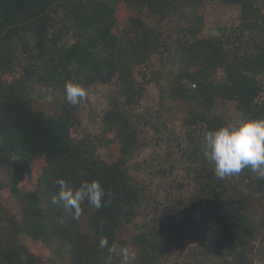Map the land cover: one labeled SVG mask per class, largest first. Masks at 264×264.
Here are the masks:
<instances>
[{
    "label": "trees",
    "instance_id": "16d2710c",
    "mask_svg": "<svg viewBox=\"0 0 264 264\" xmlns=\"http://www.w3.org/2000/svg\"><path fill=\"white\" fill-rule=\"evenodd\" d=\"M120 4L128 23L117 19ZM208 4L235 7L238 18L202 37ZM146 79L165 88L160 109L138 114ZM67 82L88 94L110 88L100 128L114 139L79 133L99 115L83 114L88 98L68 104ZM34 96L57 100V113ZM170 98L187 108L171 129ZM231 103L239 119H264V0H0V264H36L29 243L53 264H105L112 246L111 264L129 248L131 264H166L189 237L196 246L181 264H264V179L244 169L220 180L203 155L205 134L231 121ZM115 141L118 157L104 159L99 148ZM146 149L151 162L132 164ZM59 179L99 181L105 205L85 201L73 219L50 203ZM168 206L182 216L152 218Z\"/></svg>",
    "mask_w": 264,
    "mask_h": 264
},
{
    "label": "clouds",
    "instance_id": "9594fccd",
    "mask_svg": "<svg viewBox=\"0 0 264 264\" xmlns=\"http://www.w3.org/2000/svg\"><path fill=\"white\" fill-rule=\"evenodd\" d=\"M65 96L68 104L73 107L80 105L88 98L87 89L76 82L65 84ZM203 155L214 164V175L223 180L237 175L244 169H250L258 178L264 179V119H234L219 128L208 131L204 136ZM58 195L51 197L50 203H62L64 209L73 219H79L83 213L82 204L96 209L105 205L106 191L99 181H84L78 188H72L67 181L59 179ZM100 248L108 246L106 238L101 239ZM115 246L109 248L110 255L105 264H111ZM121 264H129L135 259V253L123 249Z\"/></svg>",
    "mask_w": 264,
    "mask_h": 264
},
{
    "label": "rangeland",
    "instance_id": "374dc122",
    "mask_svg": "<svg viewBox=\"0 0 264 264\" xmlns=\"http://www.w3.org/2000/svg\"><path fill=\"white\" fill-rule=\"evenodd\" d=\"M201 15H204L205 17V25H204V31L203 34L200 35L202 37H208V36H214L218 33L217 29L219 27H227L228 25H231L233 22H235L238 18V10L235 7L232 6H224V5H214L211 6L208 4L206 8L200 12ZM132 15V12L129 10V8L124 5L120 4V7L117 11V19L120 24H125L128 23L130 17ZM149 23H152L149 20H146ZM185 22L186 24H189L192 22V20H184L183 23ZM155 63L157 64V60H155ZM149 77V74L147 76ZM145 86H146V95L145 98L142 102V108L137 112L138 114H144L145 108L146 107H151L154 106L153 110L156 112L159 108V97L161 93H163V89L165 88V81L162 79L160 82L161 87H159L157 84H155V81L151 80L148 81V79L144 80ZM164 87V88H163ZM110 88L108 87H100L96 88V91L90 92L88 94V99L90 100V103L84 102L83 103V108H84V115H88L89 111L91 109H94L97 114L99 115L98 118L94 120H87L83 119L81 123V131L79 132L80 134H90L93 135L94 137H97V139H109L112 140L114 139L113 134H108L107 136H102V129L101 127V117L100 115L102 112L107 108V100H106V95L109 94ZM34 104L41 109H46V111L50 114L55 115L57 113L58 108L60 107L59 102L55 99H37L36 96H34ZM169 97V96H168ZM163 109L168 112V116L172 117L171 119H168L166 122L167 126L169 129L171 128H177L180 125V120L182 117L185 116L187 113V108L185 104L182 103H176L173 101L172 98H170L165 104L163 103ZM161 107V108H162ZM225 116H227L230 120L234 119H239V113L236 110V106L231 103L229 107L226 109V113H224ZM165 118V116H164ZM149 135H151L149 133ZM99 154H102L103 158L106 159L107 155H114L115 160L116 157L119 155V144L115 142H111L107 145L102 146L98 150ZM152 152L150 149H146L141 152V154L133 161L132 164L139 163L141 166L146 165L147 162H151V158H153ZM175 158V157H174ZM112 160L115 161V160ZM43 162L41 160L36 161L34 164V170L33 173L35 174H40L42 167H43ZM136 175H139V178L141 179H146L147 176L144 174H140V172H135ZM185 175L182 174L181 172L179 173V177H184ZM0 178H4V175L0 174ZM188 186L190 182L185 181ZM23 184L26 186V190H30L32 188V184L29 183L28 181H23ZM22 184V185H23ZM190 187V186H189ZM6 192V190H5ZM172 208L168 206L167 208H162L160 211L155 213L152 218L156 217H164L165 214H167V211L169 214H172L174 216H182L178 212H174L171 210ZM173 212V213H172ZM127 232L133 233L135 231V228L133 226H130ZM28 242V241H27ZM185 245H188L185 247ZM29 246L31 250L38 255L39 260L37 261L36 264H53L52 259H48V251L43 248L40 244H32L29 243ZM196 243L191 241V237L185 239L183 243L179 246L178 252L174 255L172 259H170L166 264H181L182 263V258L187 255L188 249L195 247ZM133 248H129L130 252L132 251ZM123 254V252L118 253ZM134 260H130L129 264L134 263Z\"/></svg>",
    "mask_w": 264,
    "mask_h": 264
}]
</instances>
